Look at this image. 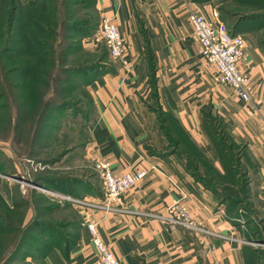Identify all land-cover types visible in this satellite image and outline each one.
<instances>
[{
    "label": "crops",
    "instance_id": "1",
    "mask_svg": "<svg viewBox=\"0 0 264 264\" xmlns=\"http://www.w3.org/2000/svg\"><path fill=\"white\" fill-rule=\"evenodd\" d=\"M96 3L100 24L103 17L117 16L126 53L115 60L104 43L84 41L86 50L106 55L107 62L88 86L92 113L82 134L96 165L109 161L118 176L138 169L148 174L111 209L106 194L80 207L82 224L71 244L52 248L44 264H95L89 222L97 223L120 264H249L234 238V225L220 212L224 203L197 177L225 174L222 152L210 133L217 117L243 148L248 200L264 214V50L259 36L241 34L246 53L238 66L249 79L247 102L231 86L216 82L217 69L202 57L188 20L190 13L211 19L221 0ZM177 202L221 237L172 230L144 215Z\"/></svg>",
    "mask_w": 264,
    "mask_h": 264
},
{
    "label": "rangeland",
    "instance_id": "2",
    "mask_svg": "<svg viewBox=\"0 0 264 264\" xmlns=\"http://www.w3.org/2000/svg\"><path fill=\"white\" fill-rule=\"evenodd\" d=\"M263 34L260 35L264 38ZM91 35L83 40V45L85 40L90 42ZM87 55L73 54L68 65L71 69L90 66L94 63V55ZM11 62L14 60L10 57L7 63L0 60V202L11 204L17 195L20 200L29 202L28 220L47 222V225L34 226L33 238L16 261V264H44L41 254L47 246L58 238L66 241L70 233L75 235L81 223L78 209L92 206V198L105 197L103 178L82 134V125L92 113L83 96L88 90L83 78L90 81L93 72L63 76V82L59 80V90L71 86L75 89L76 98L71 104L74 108H53L47 118L46 115L41 117L42 111L29 118L31 103H23L20 99L16 87L18 75L6 74V67ZM64 79L69 82L65 83ZM52 85L50 92L55 88L54 82ZM47 99L49 104L59 103L70 100L71 96L64 92L60 99L52 94ZM217 129L219 141L225 136L220 125ZM197 179L204 180L220 195L230 197L229 201H221L224 203L221 208L235 227V240L249 264H264V214L254 210L239 178L213 175V179L200 176ZM41 206L42 210L37 214Z\"/></svg>",
    "mask_w": 264,
    "mask_h": 264
},
{
    "label": "trees",
    "instance_id": "3",
    "mask_svg": "<svg viewBox=\"0 0 264 264\" xmlns=\"http://www.w3.org/2000/svg\"><path fill=\"white\" fill-rule=\"evenodd\" d=\"M218 11L224 22L231 24L228 29L232 34L255 32L259 36L260 45L264 50V38L260 35L261 32H264V0H221ZM99 25L100 15L96 0H32L27 4H23L19 0H0V60H4L6 63L9 57L14 60L8 65L11 67H6V74L18 75L16 87L20 99L24 101L23 103H31L29 118L36 117L38 115L36 113L41 111L43 112L41 117L46 115L47 118L53 108L62 109L68 108L67 106L74 108V105L71 104H73L72 100L76 98L75 89L71 86L69 89L59 90L58 83L59 80L62 81L63 76L93 72L90 81L88 78H83L84 84L88 87L94 77L103 72L102 64L107 62V57L102 53L93 54L95 56H93L94 63L90 66L71 69V66L68 65L70 57L77 52L91 54L84 48L83 40L96 31ZM64 81L65 83L69 82L68 79H64ZM53 82L55 88L50 92ZM64 92L71 96L70 100L59 103L55 101L49 104L50 101L47 98L50 94L54 97L58 96L60 99ZM83 96L90 106L93 101L88 90L84 92ZM1 109L0 106V111ZM211 125V136L222 152L226 168L223 176L211 172L206 177L213 179V175H217L226 179L229 177L239 178V183L244 186V192L248 199L249 183L241 164L243 148L236 145L226 133L224 123L220 119L213 117ZM219 125L225 137L217 141L216 136L220 133L217 129ZM4 174L8 175V173ZM201 181L219 200H230V197L220 195L204 180ZM29 207V202L20 200L17 195L11 200V204L0 202V264H16L19 256L23 254L27 242L33 238L31 233L36 228L34 226H41L43 223L47 225V222L42 219L28 220ZM41 210L42 206L38 208L37 214ZM43 216L40 214L41 218ZM81 224L82 220L77 228ZM50 238L53 239L52 236ZM73 238L74 235L70 233V237H67L66 241L58 238L52 242L41 254L42 262L44 263V257L52 248H64L71 244Z\"/></svg>",
    "mask_w": 264,
    "mask_h": 264
},
{
    "label": "built area",
    "instance_id": "4",
    "mask_svg": "<svg viewBox=\"0 0 264 264\" xmlns=\"http://www.w3.org/2000/svg\"><path fill=\"white\" fill-rule=\"evenodd\" d=\"M211 19L202 15L190 13L188 20L194 38L201 45L202 57L216 69L215 80L217 83L231 86L244 100L250 101L249 79L239 70V63L246 53V40L241 34H232L227 24L222 19L219 11L213 9ZM117 16L103 17L98 33L90 39L95 45L104 43L112 59H122L126 53L125 40L118 29ZM97 169L103 178V185L107 199V209L120 201L127 191L138 186L147 176L146 169L122 176L116 175L111 170V163L103 161L98 163ZM224 214V211H220ZM148 220H157L170 229H184L201 235L221 237L215 231L209 230L202 222L192 216L191 212L182 203L177 202L163 210L149 211L144 214ZM87 228L91 234L93 245L97 251L95 264H120L113 251L103 242L99 235L98 225L89 222Z\"/></svg>",
    "mask_w": 264,
    "mask_h": 264
}]
</instances>
